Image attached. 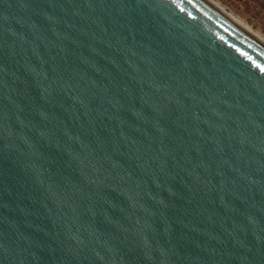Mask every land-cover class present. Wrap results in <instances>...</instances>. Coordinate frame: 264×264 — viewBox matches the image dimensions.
Masks as SVG:
<instances>
[{
	"label": "water",
	"instance_id": "95a60500",
	"mask_svg": "<svg viewBox=\"0 0 264 264\" xmlns=\"http://www.w3.org/2000/svg\"><path fill=\"white\" fill-rule=\"evenodd\" d=\"M0 264H264V46L202 0H0Z\"/></svg>",
	"mask_w": 264,
	"mask_h": 264
},
{
	"label": "rangeland",
	"instance_id": "374dc122",
	"mask_svg": "<svg viewBox=\"0 0 264 264\" xmlns=\"http://www.w3.org/2000/svg\"><path fill=\"white\" fill-rule=\"evenodd\" d=\"M264 39V0H214Z\"/></svg>",
	"mask_w": 264,
	"mask_h": 264
},
{
	"label": "bare ground",
	"instance_id": "6f19581e",
	"mask_svg": "<svg viewBox=\"0 0 264 264\" xmlns=\"http://www.w3.org/2000/svg\"><path fill=\"white\" fill-rule=\"evenodd\" d=\"M207 5H209L211 8H213L215 11H217L219 14H221L223 17L231 21L233 24H235L238 28H240L242 31L247 33L249 36H251L253 39L258 41L261 45L264 46V39L258 35L256 32L248 28L244 23H242L238 18L234 17L232 14L227 12L223 7H221L217 2L214 0H202Z\"/></svg>",
	"mask_w": 264,
	"mask_h": 264
}]
</instances>
